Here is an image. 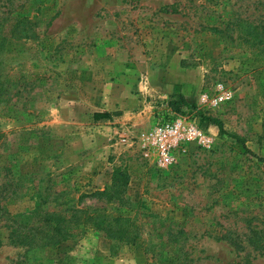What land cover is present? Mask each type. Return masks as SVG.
I'll use <instances>...</instances> for the list:
<instances>
[{
  "label": "rangeland",
  "instance_id": "rangeland-1",
  "mask_svg": "<svg viewBox=\"0 0 264 264\" xmlns=\"http://www.w3.org/2000/svg\"><path fill=\"white\" fill-rule=\"evenodd\" d=\"M3 17L0 206L29 214L38 185L121 220L29 250L0 214V264H264V0H0ZM177 118L213 147L160 167L142 136Z\"/></svg>",
  "mask_w": 264,
  "mask_h": 264
},
{
  "label": "trees",
  "instance_id": "trees-1",
  "mask_svg": "<svg viewBox=\"0 0 264 264\" xmlns=\"http://www.w3.org/2000/svg\"><path fill=\"white\" fill-rule=\"evenodd\" d=\"M9 19L10 17L0 18V51L7 43L6 39L8 37L5 34V29L8 27ZM11 19H13L11 23L15 22L12 31L19 28V24L28 21L27 19H22L23 21H17L15 18ZM15 87H17V83ZM10 88L9 82L3 81L0 75V108L5 105L4 102L9 95ZM172 98L175 100H172L170 105L173 107L174 111L180 112L183 107H189L181 94H175ZM218 123L221 126L220 122ZM2 136L3 133L0 130V139ZM114 177L115 182L121 180L124 186L129 181L128 174L122 170L115 171ZM15 188L16 191L10 194V197L7 199H17L21 197L22 189H26L21 186L19 182H17ZM34 189L35 192L31 199L35 201V206L33 211L29 214H13L7 205L5 206L2 204L0 206L1 216L10 223L8 226V240L11 246L27 247L29 250L55 248L67 240L80 238L86 227L90 224H93L107 237H118L116 236L117 232L113 223L116 222V225H118L121 219L105 214L102 212L103 210L99 211V208L81 209L78 206L69 205L72 204V202L76 204L81 203L83 198L90 196L82 194L79 196L78 200L73 197L65 199L60 202L65 204L63 208L60 209L57 208L56 205L59 203L57 202L58 199L52 198L47 190L42 192L38 185L34 186ZM52 205H54L53 208Z\"/></svg>",
  "mask_w": 264,
  "mask_h": 264
},
{
  "label": "built area",
  "instance_id": "built-area-1",
  "mask_svg": "<svg viewBox=\"0 0 264 264\" xmlns=\"http://www.w3.org/2000/svg\"><path fill=\"white\" fill-rule=\"evenodd\" d=\"M141 141L146 155L150 156L154 152L158 165L164 168L174 163L178 148L194 145L210 150L213 147V140L209 136L183 118L156 124L150 132L143 134Z\"/></svg>",
  "mask_w": 264,
  "mask_h": 264
}]
</instances>
